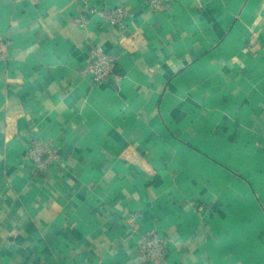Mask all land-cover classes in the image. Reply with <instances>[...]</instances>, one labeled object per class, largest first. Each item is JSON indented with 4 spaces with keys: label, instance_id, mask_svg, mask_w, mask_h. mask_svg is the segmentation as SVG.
Masks as SVG:
<instances>
[{
    "label": "crops",
    "instance_id": "crops-1",
    "mask_svg": "<svg viewBox=\"0 0 264 264\" xmlns=\"http://www.w3.org/2000/svg\"><path fill=\"white\" fill-rule=\"evenodd\" d=\"M0 31V264H149L150 231L164 264H264V0H0Z\"/></svg>",
    "mask_w": 264,
    "mask_h": 264
},
{
    "label": "built area",
    "instance_id": "built-area-1",
    "mask_svg": "<svg viewBox=\"0 0 264 264\" xmlns=\"http://www.w3.org/2000/svg\"><path fill=\"white\" fill-rule=\"evenodd\" d=\"M153 10H163L172 0H147ZM93 14L98 15L105 21L125 26L126 18L129 12L125 6H114L109 9L94 6L91 9ZM85 24V18L82 17L80 25ZM11 45L10 38L0 31V60L7 57ZM248 43L246 50L251 48ZM118 55L108 53L98 46L90 49L87 62L83 68V73L90 74L93 84L100 85L116 76V67ZM24 159H30L35 162L37 172H42L52 164L65 165V160L58 147L48 140L34 138L26 150ZM135 218L133 214L131 220ZM171 238L167 235H160L156 231L143 233L140 236V255L142 259L149 264H164L168 257V250Z\"/></svg>",
    "mask_w": 264,
    "mask_h": 264
}]
</instances>
